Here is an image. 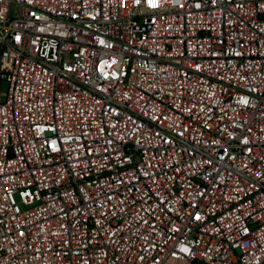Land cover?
<instances>
[{"label": "built area", "instance_id": "1", "mask_svg": "<svg viewBox=\"0 0 264 264\" xmlns=\"http://www.w3.org/2000/svg\"><path fill=\"white\" fill-rule=\"evenodd\" d=\"M0 264H264V0H0Z\"/></svg>", "mask_w": 264, "mask_h": 264}, {"label": "rangeland", "instance_id": "2", "mask_svg": "<svg viewBox=\"0 0 264 264\" xmlns=\"http://www.w3.org/2000/svg\"><path fill=\"white\" fill-rule=\"evenodd\" d=\"M7 83L6 82H3L2 85H1V88L3 91H5L7 89Z\"/></svg>", "mask_w": 264, "mask_h": 264}]
</instances>
